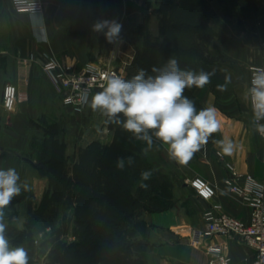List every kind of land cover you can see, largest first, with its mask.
Wrapping results in <instances>:
<instances>
[{"label":"crops","instance_id":"obj_1","mask_svg":"<svg viewBox=\"0 0 264 264\" xmlns=\"http://www.w3.org/2000/svg\"><path fill=\"white\" fill-rule=\"evenodd\" d=\"M43 1V11L32 13L18 11L13 0H0V168H16L21 181L29 186L4 209L5 236L11 246H22L33 254L28 264L45 263L41 255H36V241L47 240L51 231L38 210L50 189V180L36 167V139L53 134L55 139L65 141L72 170L76 154L71 148L68 150V134L73 142L85 124L96 125L100 117L89 107L78 110L65 104L66 92L55 86L46 65L56 60L82 69L88 63L117 58L124 67L141 44L139 19L154 15L153 0ZM246 1L250 11L241 20L231 17L219 0L211 1L215 16L208 24L215 36L208 53L219 66L215 73L219 79L194 88L200 108L217 109L221 130L185 165L170 160L164 152L152 155L155 168L173 181L171 206L146 216L144 235L151 240L155 264H207L209 242L219 245L235 264H248L255 259L256 250L244 236L206 235L204 220L210 208L244 221L251 218V206L224 184L230 174L227 163L242 174L264 178V141L255 131L250 106L243 99L252 69L264 65V0ZM101 19H116L123 25L117 55L116 43H108L103 33L92 31L93 23ZM131 33L134 37L128 36ZM228 75L231 83L226 91H219L217 86L223 85ZM6 83L15 87L11 108L2 102ZM57 109L60 113L56 115ZM49 115L55 120L54 130L45 121ZM225 138L236 145L231 155H223L214 144ZM187 178L206 182L212 191L210 196L205 197ZM195 233H200L201 244L190 243Z\"/></svg>","mask_w":264,"mask_h":264},{"label":"trees","instance_id":"obj_2","mask_svg":"<svg viewBox=\"0 0 264 264\" xmlns=\"http://www.w3.org/2000/svg\"><path fill=\"white\" fill-rule=\"evenodd\" d=\"M161 1L164 3L158 7V32L154 34L149 28L144 31L141 29V44L126 67V79L134 76L138 68L147 69L151 75L153 66L162 67L172 57L178 60L181 69L213 72L210 81L216 83L219 77H216L215 73L219 66L208 53L209 43L215 36L208 24L209 19L215 16L212 0ZM219 1L229 15L237 20H241L250 11L246 0ZM194 88L186 89L184 94L192 99L199 109L200 104L195 98ZM105 125L113 132L111 139L81 148L72 170L65 154V141L55 139L53 134L40 139L39 162L36 167L42 175L49 178L50 189L38 209L39 216L48 225L55 226L56 222L53 221L58 216L60 204L63 206L62 211L73 209L74 193L79 196L75 204L77 211L84 210L94 199L99 214L90 222V232L108 230L107 240L105 239L103 245H94L96 255L86 256L87 246H90L86 244L87 241L83 246L80 241L73 243L69 245V249H80L83 258L92 263L101 260V264H130L133 246L122 243V240L127 238L125 231L129 229L130 220L142 211L169 208L173 202V181L169 175L155 168L152 155L167 153L165 146L159 141H154L153 146L148 148L145 142L135 140L130 133L107 117ZM145 149L147 155L143 154ZM120 157L125 160L132 157L134 163H126L125 168L120 170L116 167V161ZM90 160L91 164L88 163ZM146 170L151 171L152 176L147 181H141V173ZM141 183L147 184V188L141 187ZM90 192L99 197L93 198L91 194V198L85 199L86 193L90 196ZM148 193H151V196ZM66 216L64 214V218ZM75 218L77 223L87 220L85 215ZM31 255L29 252L28 260L32 259ZM54 257H57L56 247ZM52 263L69 264L67 261L59 263L57 259L49 264Z\"/></svg>","mask_w":264,"mask_h":264},{"label":"clouds","instance_id":"obj_3","mask_svg":"<svg viewBox=\"0 0 264 264\" xmlns=\"http://www.w3.org/2000/svg\"><path fill=\"white\" fill-rule=\"evenodd\" d=\"M122 28L116 19H101L92 25V31L103 33L108 43H122ZM151 72L153 74L149 75L147 69L138 68L130 79L116 74L105 75L101 90L91 95L89 91H81L78 102L107 117L135 140L145 142L148 148L159 141L170 160L185 165L208 144L213 134L221 130L216 108L198 110L195 102L184 94L186 89L203 88L214 73L181 69L178 60L172 57L162 67L153 66ZM230 83L228 75L225 83L217 88L226 91ZM243 99L250 106L255 131L264 136V68L252 72ZM214 144L223 155H231L236 148L228 138L216 140ZM143 154L147 155V149ZM126 163L132 165L133 158H118L116 167L123 170ZM151 176V171H143L141 181ZM140 186L147 188L145 183ZM28 190L27 182L21 181L16 168H0V264H28L26 249L10 245L4 223V209L22 191Z\"/></svg>","mask_w":264,"mask_h":264},{"label":"built area","instance_id":"obj_4","mask_svg":"<svg viewBox=\"0 0 264 264\" xmlns=\"http://www.w3.org/2000/svg\"><path fill=\"white\" fill-rule=\"evenodd\" d=\"M18 11L41 13L44 9L43 0H13ZM264 65L256 66L252 72ZM55 86L66 92L64 103L72 105L78 110H84L79 101L81 91H89L90 95L102 87L105 75L116 74L124 77L123 73L110 63H88L82 69H75L72 65H61L56 60L46 65ZM15 101V87L12 83H6L3 91V105L11 108ZM261 136V135H260ZM264 141V136H261ZM230 174L224 180L225 186L240 201L251 206V218L249 221L210 208L204 215L206 235H232L244 236L248 243L256 250L255 259L248 264H264V178L258 179L252 174H242L232 163H227ZM191 181L205 197L210 196L211 188L206 182ZM193 245L201 244L200 233H195L189 239ZM208 253L207 264H235L231 257L223 249L212 242L206 244Z\"/></svg>","mask_w":264,"mask_h":264},{"label":"rangeland","instance_id":"obj_5","mask_svg":"<svg viewBox=\"0 0 264 264\" xmlns=\"http://www.w3.org/2000/svg\"><path fill=\"white\" fill-rule=\"evenodd\" d=\"M163 3L164 1L161 0H153L154 15L152 17L144 16L141 19H139L141 25L140 28L142 29V31H144V29L147 30V28H149L151 32L157 34L158 32L157 12H158V7ZM151 26L153 27L152 29ZM141 29L140 32H142ZM128 36L134 37L132 33L129 34ZM106 62L116 66L123 73L124 78H126V74H127L126 67L128 64L123 67V65L119 63L117 58L110 59ZM59 113H60V109H57L55 111V114L57 115ZM99 115H100L98 119L99 125L98 124L93 125V123L91 124V122L90 124H85L81 129L79 136H77L78 138L73 140V142L69 140L70 136L68 134L67 147L68 150H70L71 148L72 150L75 151L76 154L75 162L78 160V153L81 148L84 149L85 147L94 144L96 142H100L101 144V141L106 142L111 139L113 132L108 128L107 125H105L106 117L105 116L103 117V115L101 114ZM45 121H47L49 125L48 127H51V130H54L53 126L55 125L54 124L55 120L53 118V115H49ZM87 129H89L88 132ZM40 142H41L40 138L36 139L37 147L40 146ZM149 154L151 155V152ZM88 163L91 164L92 160L88 161ZM93 190L96 191V189ZM87 194L88 193H86V197H85V199L87 200L91 198V194H93V198L95 196L97 197L96 193L90 192V196H87ZM148 194L149 196H151V193ZM78 197L79 196L77 195V193H74L75 201H74L73 209L72 210L68 209L67 212L65 210L62 211L63 206L60 204V207L57 210L58 216L53 221L54 223L56 222V225L51 226L50 228L51 231L49 232L48 237L46 238L47 240L36 241L37 245L39 246L37 247L36 255L42 256V258L45 261L44 264H49L51 261L53 262V260L55 259H57L59 263L61 261L63 263L67 261L69 264H101L100 262L101 260H99L96 263H92L88 261L86 258H83L82 256L83 253L80 252V249H76L75 251H71V249H69V245L73 243L80 241L81 246H83L84 242L87 241L86 244H90V246L89 247L87 246L86 256L96 255L97 252L95 250L94 245L97 243L98 244L102 243L103 245L107 240V234L109 233L108 230H102V231L100 230L99 232H95V233L90 232V222L99 214V208L95 205V200L93 199L92 203L86 205V208L84 210L77 211L75 204L76 201L78 200ZM65 212L67 213L66 217H68V219L64 218V214L66 215ZM150 212L152 211H142V213H139L138 215L134 216L132 220H130L129 222V226H128L129 229H126L125 231V233L127 232L126 233L127 238L126 240H122V243L133 246L130 257V264H155V257L150 252L151 240H146L144 235L147 227L146 216ZM71 215H74L72 219H70ZM80 215L86 216L87 219L86 222L84 223L76 222L75 217ZM77 226L78 228H76ZM130 229L131 231H129ZM132 233L133 235H131ZM55 247L57 249L56 258L54 257ZM104 264H110V263H104Z\"/></svg>","mask_w":264,"mask_h":264},{"label":"water","instance_id":"obj_6","mask_svg":"<svg viewBox=\"0 0 264 264\" xmlns=\"http://www.w3.org/2000/svg\"><path fill=\"white\" fill-rule=\"evenodd\" d=\"M118 50H119V42H117L116 44H115V55H117V52H118Z\"/></svg>","mask_w":264,"mask_h":264}]
</instances>
